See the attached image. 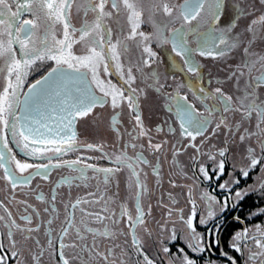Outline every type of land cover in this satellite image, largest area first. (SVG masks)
<instances>
[{
	"label": "snow or ice",
	"instance_id": "obj_1",
	"mask_svg": "<svg viewBox=\"0 0 264 264\" xmlns=\"http://www.w3.org/2000/svg\"><path fill=\"white\" fill-rule=\"evenodd\" d=\"M77 0H0V169L3 170L2 179L7 181L11 189L15 191L17 187L25 186L31 183L35 176L43 175L47 179L48 171L51 168H68L78 172L79 177L76 179L84 180L87 178L88 170L97 173H104L105 183L108 177L114 174L115 171L122 167H127L131 170L132 175L136 177V183L143 190V184L140 181L139 173L136 168L138 164H147L148 161L143 157L142 153H138L135 157H129L127 152H121L114 159L102 151V145H93L91 143L81 145L77 141V132L74 125L77 118H83L90 114L97 106H103L110 103L113 109L121 107L126 103L127 108L133 115L136 127L133 131L136 135L134 139H139L141 136L148 135L149 130L144 128L140 114V95L138 90L133 87L137 76L133 72L135 67L136 72L143 73L145 67H151L152 63L156 62L157 52L152 49L153 37L157 43L163 47L165 44H171V51L177 56L183 58L184 64L187 66L189 73L195 74L198 79L201 78V66L192 58V53H198L201 57H222L226 52H231L238 47L239 41L233 37V30L237 26L239 16L243 14L242 10L237 6L236 15L230 18L225 9V0H183V3L176 5L170 0H153L150 8L149 21L153 31L146 33L141 31V24L145 23L144 8L141 0H82L81 5L77 6V10L83 11V22L80 27H76L71 22V11ZM264 5V0H260ZM15 7V10H13ZM157 11L162 14V19L156 20ZM93 13L94 19L89 22L88 14ZM126 16L128 25V35L121 40L117 37L113 38V28L108 21L115 19L119 23L121 14ZM26 14L31 15V19H24ZM209 18L207 31L201 33V21ZM193 21L196 23L193 24ZM179 22L180 27L175 28L171 25ZM260 25L264 27V14L259 15L251 21L247 31L254 32V26ZM57 26H60L61 36L57 35ZM123 26H120L119 32H123ZM194 33L198 36L199 42L196 49L187 47V34ZM77 34L78 37H77ZM135 42L136 48L139 50V60L133 65L125 68L121 62L123 53H127L129 44L127 41ZM82 44V54H76L73 51V45ZM251 44V41H249ZM243 53L249 54V47L243 48ZM53 62L52 66L48 67L44 74L40 75L31 82L25 90V83L30 74L39 72L45 64ZM258 63L264 67V57H260ZM255 66V62L246 60L243 68L238 66L237 70L232 72L233 77L244 76V68L250 74ZM101 71L107 79L101 78ZM116 75L122 84L113 83L110 79ZM153 84L156 92H161L165 87L160 84L159 74L155 70L152 71ZM202 82V80H201ZM257 86L264 84V71L255 77ZM180 85L178 87H182ZM190 87V86H189ZM96 89L102 95L96 94ZM199 92L203 94L200 97L202 102L205 98H210L218 101L223 105V111H228L231 107L232 97L223 93L220 87L215 88L214 92H206L204 87L199 88ZM253 96L251 92H245V98ZM169 100L175 99L174 105L168 107L175 109L176 118L179 120V129L181 136L189 137L195 140L196 136L202 135L203 132L212 123V116L215 112L221 111L217 105H204V111L207 115L200 113L194 105L187 102V97H183L185 103H180V94L177 90L175 96L168 95ZM248 116L256 113L260 127L264 123V103H257L253 99L247 105ZM116 118H113V124H116ZM225 125L222 118L220 123L216 124L219 129ZM118 131V129H116ZM169 132H175L174 128L169 127ZM157 131H163L162 127H158ZM229 131H231L229 129ZM247 131V130H245ZM251 135V134H249ZM241 142L245 140V136H240ZM126 145L125 147H128ZM149 146L155 150H159L162 145L159 143L153 144L149 137ZM87 150L101 151V159L108 158L115 165V169L109 167H97L94 163H87V160L96 159L94 157L77 156L75 159H63L69 153H79L81 148ZM130 147L135 148V144ZM191 147H196L191 144ZM22 153L27 159H18L17 151ZM199 151V149H197ZM261 155H255V149L247 148L248 166L239 169L241 175L245 178L249 176V172L255 169L258 165L264 166V143L260 146ZM219 156L224 157L226 149L219 151ZM31 159L33 162H28ZM208 159L215 163V167L209 169L201 165L199 172L203 174L204 179L212 180L213 176L209 174L218 173L215 176L217 180L224 175L225 160H216V156L208 154ZM33 171H29V170ZM27 173V175H25ZM73 177H63L61 183L71 184ZM239 184V179L226 180L219 185L220 189L231 193L230 184ZM260 189L264 193V183L260 184ZM252 191H256L255 188ZM142 191L137 192V201L142 196ZM89 195H92L91 193ZM236 201H240L244 196L248 195V190L236 191ZM38 200L43 201L45 197L38 195ZM203 199L208 203L207 218H200V224H207L208 220L216 218L214 204H220L216 196L204 193ZM56 196L53 195L52 200L55 201ZM229 197H225L221 211L223 212L228 207ZM192 204L190 216L185 219L181 215V220L188 228V236L182 234L178 236L176 229L173 227L168 230L165 225H161L162 231H169L168 241L163 238L159 239L160 251L169 255L171 249L167 246L168 242L175 243L177 239H184L187 247L192 252L203 254L213 246L217 247L220 244L218 237L219 229L212 230L209 234L215 238L211 241L196 231L197 210L194 201ZM23 203V202H22ZM80 203L77 200L76 204H72L74 210ZM236 207V203L231 205ZM0 208H3L5 215H0V223L3 224L7 231L9 246L3 242L0 234V264H21V253L17 249V241L15 232L32 233L39 231V225L36 228L22 227L13 218L11 211L0 201ZM48 209H45L47 212ZM52 211H57L53 206ZM139 203L137 204V212H141ZM182 211V210H181ZM264 214V208L260 209L255 215ZM127 215L130 225L143 224V216H137L134 220L122 206L121 217ZM171 216V211L168 213ZM100 220L107 217H100ZM32 216H22L21 220L28 224L32 223ZM239 220V217H237ZM74 212L69 213L66 220V227L62 229L60 236V260L62 264H69V260L65 258L63 239L68 235V232L75 227ZM53 219H49L48 228V245L52 247L53 240L51 238L53 229ZM115 222V221H114ZM78 236L81 229L75 228ZM86 231L92 232L94 235H102L108 237L112 233L105 228L103 233L99 230L87 228ZM251 229L244 228L238 231L232 238L230 248L244 255V249L248 247L249 241H254L258 251L250 252L249 261L260 260V264H264V226L256 225L255 233ZM151 235V233H149ZM26 239L30 237H25ZM81 239L83 237L81 236ZM39 245V241H37ZM133 244L136 246V255L138 259H142L144 264H155L153 259H150L145 254L143 247L133 235ZM70 247L75 248L72 244ZM95 243L91 247L84 245L82 250H86L89 256H99L105 262L112 255V249L108 250L107 254L100 253L95 250ZM179 256L168 261V264H198L197 259L190 258L184 248H179ZM43 254L41 250L39 255ZM39 255H33L34 264H39ZM221 255L225 258V264H238L235 256L229 251H222ZM114 264V262H113ZM209 264H212L209 261ZM245 264H248L246 261Z\"/></svg>",
	"mask_w": 264,
	"mask_h": 264
},
{
	"label": "flooded vegetation",
	"instance_id": "obj_2",
	"mask_svg": "<svg viewBox=\"0 0 264 264\" xmlns=\"http://www.w3.org/2000/svg\"><path fill=\"white\" fill-rule=\"evenodd\" d=\"M82 0H77L71 11V22L77 28L83 22L84 16L82 8L77 10V6L81 5ZM148 2L141 0L144 8L145 23L141 24V31L150 33L153 31L149 21L147 10L144 4ZM178 5L177 3H175ZM15 10V7H13ZM24 19H31L30 14H26ZM156 20L162 17H153ZM87 19L91 22L94 14L89 13ZM209 18L201 21L199 31L201 33L207 31ZM113 28L114 40L119 37L121 40L128 35V25L126 16L122 13L119 23L115 19L108 21ZM196 22L193 21V24ZM120 26L124 31L119 32ZM171 27L179 28L180 23L177 22ZM259 33V25L254 26L253 34ZM57 35L61 36L60 26H57ZM79 34H77L78 37ZM187 47L196 49L199 42L198 36L194 33L187 34ZM129 51L123 53L121 62L125 68L131 64L135 65L139 60V50L132 40L127 41ZM152 49L157 52L156 62L151 67H145L143 73L133 72L137 76L133 87L138 90L140 95V114L145 129H148V135L141 136L138 140L133 137L136 133L133 131L135 121L126 103L121 107L113 109L110 103L103 106L97 105L93 111L83 118H77L75 123V131L77 132V141L81 145L91 143L93 145H102V151L107 153L112 159L121 152L126 151L129 157H135L138 153H142L143 157L148 161L147 164H138L137 172L140 181L143 184V190L136 183V177L127 167H122L108 177L105 183L104 173H97L91 170L87 172V178L84 180L76 179L79 173L68 168H51L48 171L47 179L43 175L35 176L31 183L25 186L17 187L15 191L4 179L0 178V201L11 211L13 218L22 227L36 228L39 225V231L32 233L15 232L17 246L21 241L27 243L28 258L31 264H34L33 255H39L41 250L43 254L39 255V264H62L60 260V236L62 229L65 228L66 220L69 213L74 212L75 227L64 237L65 258L69 260V264H144L142 259H138L136 255V246L133 244V235L143 247L145 254L155 261V264H168L170 259L180 255L179 248H184L190 258L197 259L198 264H225V258L221 255L222 251H229L235 256L238 264H260V260L249 261L250 252L258 251L254 241L248 242V247L244 249V255L234 252L230 248L232 238L236 232L242 231L244 228L252 230L255 233V226H264V214L255 215L260 209L264 208V193L260 189V184L264 183V166L258 165L249 172L247 178L243 177L239 171L241 167L247 168L248 160L247 148L255 149V155H261L260 146L264 143V123L257 127L259 119L256 113L248 116L247 105L253 99L257 103H264V84L257 86L255 77L259 76L264 67L258 63L260 57H264V49H249L246 56L243 49L232 50L226 52L222 57H201L198 53H192V58L201 66V78L187 71V66L183 62V58L177 56L171 51V44H165L161 47L156 38L153 37ZM73 51L76 54H82V44L73 45ZM228 54H234V62L229 61ZM222 59L226 64L218 63ZM246 60L255 62L252 72L249 74L244 68L245 75L233 77L232 72L237 70L238 66L243 68ZM218 63V65H217ZM230 63V64H229ZM2 64V61H0ZM53 62H48L42 66L39 72L30 74L24 87L33 82L45 70L52 66ZM220 65V66H219ZM155 70L159 74L160 84L165 87L161 92H156L151 76ZM101 78L107 79L101 71ZM113 83L122 84L116 75L111 78ZM202 80V82H201ZM2 83V81H0ZM183 85L182 87H178ZM190 86V87H189ZM204 87L206 92H214L215 88L220 87L223 93L232 97L231 107L228 111H223V105L218 101L205 98L204 102L200 99L203 96L199 92V88ZM180 94V103H185L183 97H187V102L194 105L195 108L207 115L204 111V105H217L221 111H217L212 116V123L203 132L202 135L196 136L195 140L189 137L181 136L179 129V120L176 118L174 107L175 99L169 100L168 95L175 96L176 91ZM97 95H102L98 89L95 90ZM245 92L253 93V96L245 98ZM113 118H116V124H113ZM224 119L225 127L222 125L219 129L216 124ZM158 127H162L163 131H157ZM169 127L174 128L175 132H169ZM118 129V131L116 130ZM229 129L231 131H229ZM247 130V131H245ZM251 134V135H249ZM244 135L245 140L241 142L240 136ZM149 137L153 144L159 143L162 147L157 151L149 146ZM135 144L136 147H130ZM195 144L196 147H191ZM129 145L128 147H125ZM199 149V151H197ZM226 149L224 157L219 156V151ZM17 151L18 159H27L22 153ZM216 156V160H225V172L219 180L215 178L218 173L209 174L213 176L212 180L204 179L203 174L199 172L201 165L214 168V162L208 159V154ZM94 157L96 159L87 160V163H94L97 167L113 168L115 165L110 159H101V151L87 150L81 148L79 153H69L63 159H75L77 156ZM28 162H33L29 159ZM30 172L33 170H29ZM3 170L0 169V177ZM27 175V173H25ZM73 177V182L69 184L61 183L63 177ZM239 179L240 183H231V193L220 189L219 185L226 180ZM255 188L256 191H252ZM248 190V195L240 201H236L235 192ZM142 191V196L137 201V192ZM92 195H89V194ZM204 193L216 196L220 204H214L216 212L214 220H208L207 224H200V218H207L208 203L203 199ZM43 195V201L36 197ZM53 195L56 196L55 201L52 200ZM225 197L228 199V207L222 212ZM80 203L73 210L72 204ZM194 201L197 210L196 231L205 236L208 241L215 237L209 233L218 228V237L220 244L217 250L213 246L203 254L194 253L187 247L184 239H177L175 243L168 242L171 253L169 255L160 251L159 239L163 238L168 241L169 231H162L161 225H165L168 230L173 227L176 229L178 236H188V228L181 220V215L185 219L190 216L192 204ZM23 202V203H22ZM139 203L141 212H137V204ZM236 203V207L231 205ZM53 206L57 211H52ZM122 206L135 220L137 216L142 215L143 224L130 225L128 216L121 217ZM48 209L45 212V209ZM182 210V211H181ZM171 211V216L168 213ZM107 217L100 220L97 218ZM0 215H5L3 208H0ZM22 216H32V223L28 224L21 220ZM239 217V220L237 219ZM7 218V216H6ZM53 219L51 228L53 229L51 238L53 240L52 247H49L48 240L49 225L47 221ZM115 221V222H114ZM80 228V236L77 235L75 228ZM87 228L99 230L103 233L107 228L112 235L104 237L102 235H94L92 232L86 231ZM8 229L0 223V232L7 234ZM151 233V235H149ZM30 237L26 239L25 237ZM81 236L83 239H81ZM39 241V245L37 244ZM95 243V250L100 253L107 254L112 249V255L109 256L108 262L101 257L89 256L86 250H82L84 245L91 247ZM75 244L76 247H70ZM264 260V257L261 258ZM178 264V262H177Z\"/></svg>",
	"mask_w": 264,
	"mask_h": 264
},
{
	"label": "trees",
	"instance_id": "obj_3",
	"mask_svg": "<svg viewBox=\"0 0 264 264\" xmlns=\"http://www.w3.org/2000/svg\"><path fill=\"white\" fill-rule=\"evenodd\" d=\"M148 4V8L150 10L153 0H145ZM240 7L243 14L239 16L237 20V26L233 30V37L237 35V39L240 41L238 48L249 47V49H264V33L253 34V32L247 31L250 22L257 17L258 14L264 12V5L260 3V0H225V9L228 17L234 18L236 15V8ZM232 9V11H231ZM236 38V37H235ZM251 41V44H249ZM2 235L3 242L6 246H9V241L6 233L0 232ZM17 249L20 251V261L21 264H31L29 261L27 243L25 241H21V243L17 246Z\"/></svg>",
	"mask_w": 264,
	"mask_h": 264
},
{
	"label": "rangeland",
	"instance_id": "obj_4",
	"mask_svg": "<svg viewBox=\"0 0 264 264\" xmlns=\"http://www.w3.org/2000/svg\"><path fill=\"white\" fill-rule=\"evenodd\" d=\"M170 2L171 3H177L178 5L179 4H181V3H183V0H170ZM148 4H150V3H147V5ZM146 4H144V7L146 8V10H147V14H148V16H150L151 15V13H150V11H149V8H148V6H147ZM237 9V8H236ZM239 9H241L240 7H239ZM231 11H232V9H231ZM261 14H264V12L263 13H261ZM261 14H258L257 15V17L259 16V15H261ZM155 16H159V17H162V14L159 12V11H157V13H156V15ZM250 24H251V22H250ZM249 24V25H250ZM259 32L260 33H264V27H262V26H260L259 25ZM235 37H236V39H237V35H235ZM234 37V38H235ZM238 40V39H237ZM239 41V40H238ZM239 43H240V41H239ZM238 49H240V48H238ZM243 49V48H242ZM234 50H236V48L234 49ZM231 53H234V52H231ZM234 56H236V55H232L231 56V54H228V59H229V61H233L234 62ZM218 63H222V64H226V62H225V60L224 59H222V61L221 62H218ZM218 63H217V65H218ZM230 64V63H229ZM220 66V65H219Z\"/></svg>",
	"mask_w": 264,
	"mask_h": 264
},
{
	"label": "water",
	"instance_id": "obj_5",
	"mask_svg": "<svg viewBox=\"0 0 264 264\" xmlns=\"http://www.w3.org/2000/svg\"><path fill=\"white\" fill-rule=\"evenodd\" d=\"M74 129H75V125H74Z\"/></svg>",
	"mask_w": 264,
	"mask_h": 264
}]
</instances>
